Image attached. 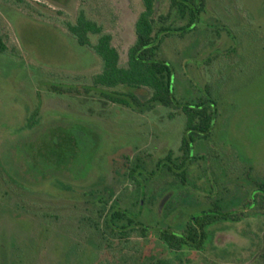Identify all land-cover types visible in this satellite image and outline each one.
I'll list each match as a JSON object with an SVG mask.
<instances>
[{"label":"rangeland","instance_id":"rangeland-1","mask_svg":"<svg viewBox=\"0 0 264 264\" xmlns=\"http://www.w3.org/2000/svg\"><path fill=\"white\" fill-rule=\"evenodd\" d=\"M155 6L156 17L170 12L169 0H155ZM80 9L111 35L125 67L134 22L143 10L140 0H0V38L6 46L0 54V165L25 187L17 192L38 214L14 209L18 197H3L7 189L0 182V264H10L14 243L28 242L43 225L48 240L41 242L38 257L95 264L103 251L95 252L86 240L77 247L73 226L86 198L82 193L97 187L112 189L120 207L140 212L151 229L146 239L131 236L135 250L123 257L136 259L134 264L148 256L176 257L172 264L217 262L211 235L221 248L226 237L242 247L240 252L231 247L229 262L254 264L249 243L257 247L264 236V218L245 209L261 198L264 185V0H205L194 28L172 33L156 53L172 72L177 100L215 104L208 139L193 145V155L203 159L190 164L182 183L156 166L169 152L181 155L183 114L159 105L139 112L110 103L103 90H90L101 61L65 29ZM167 24L178 28L184 22L170 17ZM90 40L94 44L97 37ZM114 91L141 101L150 97L145 89ZM134 162L144 168L134 179L123 177L124 167ZM208 208L234 211L237 218L244 214L233 224L212 226L198 255L168 256L157 232L179 233ZM43 215L51 217L46 221L55 215L61 220L50 226ZM119 256L116 264L132 263Z\"/></svg>","mask_w":264,"mask_h":264},{"label":"trees","instance_id":"trees-1","mask_svg":"<svg viewBox=\"0 0 264 264\" xmlns=\"http://www.w3.org/2000/svg\"><path fill=\"white\" fill-rule=\"evenodd\" d=\"M140 2L143 10L134 22L135 40L127 51L125 67L120 66L119 53L112 45L111 35L105 33L100 24L89 19L82 9L78 11L74 23H67L65 29L78 46L89 49L101 61V71L91 78L90 90H103L101 95L110 103L124 108L132 107L139 112L150 111L154 105L181 111L185 119L179 146L181 155L173 158L172 153L169 152L157 163L156 168H161L156 171L166 170L182 183L190 164L202 158L193 155L192 147L196 141L208 139L216 116L215 104L209 101L190 105L177 100L173 94L172 72L168 64L156 59V53L163 40L172 33L183 34L194 28L204 9L205 0H169L170 12L165 17L155 16V0H140ZM170 17H174L178 22H184L183 26L171 27L167 24ZM91 36L97 37L94 44L90 40ZM5 51L6 46L0 38V54ZM117 88L145 89L150 93V97L146 101H141L130 93L115 92ZM85 92L89 91L85 90ZM34 124L35 122L27 123V127H33ZM140 163L134 162L132 166L124 167L122 176L134 179L136 170L144 168ZM0 172V182L7 189L3 192V197L12 195L18 197L13 204L14 209L20 210L24 216L33 214L37 216L35 211L28 209L30 206L24 204L23 196L17 192L18 189L23 190L25 187L6 174L1 165ZM260 190L264 195V185H260ZM82 195L86 198L73 226V230L78 232V234L75 233L76 238L79 239L76 246L82 247V242L86 240L93 245L95 252L103 251V255L97 258L95 264H116V255H120L119 261L125 263L129 259L123 257L124 254L128 250H135L131 247L133 245L130 241L131 236L136 233L139 238L146 239L151 229L141 222L140 212L132 214L121 208L118 201L113 198L114 192L110 188L100 190L97 187ZM137 204L139 205V202ZM16 215L21 218L19 214ZM47 217L43 215L41 218L45 220L48 219ZM228 218L229 215L220 218L210 212L202 213L190 219L181 232L161 231L157 232L156 236L164 251L181 252L185 248L199 251L209 235V228ZM60 220L61 217L55 215L50 221L45 220V222L52 226L55 223L58 224ZM231 220L238 221V218L235 216V219ZM68 230V236H70L72 229L68 227ZM48 233V229L43 225L28 242L14 243L10 264H58L45 256L43 258L37 256L41 242L48 240L45 237ZM261 259L264 263V256ZM129 261L134 264L137 260ZM140 261L141 264L163 263L155 256L144 257Z\"/></svg>","mask_w":264,"mask_h":264},{"label":"flooded vegetation","instance_id":"flooded-vegetation-1","mask_svg":"<svg viewBox=\"0 0 264 264\" xmlns=\"http://www.w3.org/2000/svg\"><path fill=\"white\" fill-rule=\"evenodd\" d=\"M192 151H193V147H192ZM193 153V152H192ZM202 157V156H201ZM201 159H203V157L201 158ZM201 159H199V160H201ZM198 161V160H197ZM252 206V203L251 202H249V204H248V209H245V210H248V211H250V212H253L254 214H256L255 215V217H259V218H264V195H263V197H261L257 202L255 201V204H254V206L253 207H251ZM253 208H256V211H252L253 210ZM244 210V211H245ZM261 210H263V213H260V211ZM208 212H210V213H212V214H214L215 216H218V217H220V218H224L225 216H227V215H229V218L227 219V220H221V221H219V222H222V223H219V222H217V223H215V224H217V225H219V224H227V221H229V222H231L232 224L233 223H235L236 221H234V220H231V219H235V213H234V211H229V212H226L225 214H222V213H220V212H218L217 210H214V209H210V208H208L206 211H201L200 212V214L199 215H201L202 213H208ZM258 212H259V214H258ZM222 214V215H221ZM243 212L242 213H238V215H239V217L240 218H242V216H243ZM198 215V216H199ZM234 217V218H233ZM239 217H238V219H239ZM192 219H194V217L192 218ZM188 223V222H187ZM214 224V225H215ZM213 225V226H214ZM186 226V225H185ZM184 226V227H185ZM212 227V226H211ZM210 227V228H211ZM209 228V229H210ZM211 241H212V245H213V247H211V249L213 250V251H215V258H216V260H217V262H212V261H208V260H206V259H203V261L204 262H209L210 264H235V261L232 263V262H229V259H230V257H231V254H230V249H231V247L234 249V250H238L239 252L241 251V246H239V245H237V247L236 246H233L234 244V242L232 241V240H230V238L228 239V237H226V240H227V242H225L226 243V245L223 247V248H221V246H219V243H217V241L219 242V240H218V238L217 237H214V236H212L211 235ZM207 239V238H206ZM206 239H205V241H206ZM260 242H259V244L257 245V247L255 246L254 247V245H256V244H254V243H249V244H251L250 246H252V248L255 250V253H254V255H253V258H252V262L254 263V264H256V263H259V262H256L255 263V261L256 260H261V262H262V259H261V257H263L264 256V236H263V233H261V236H260ZM204 241V242H205ZM204 244V243H203ZM233 244V245H232ZM202 247H203V245L201 246V249H202ZM191 250V249H189V248H185L184 250H182L181 252H171V251H166L167 253V255L168 256H173V255H176V254H182L183 252L184 253H186L185 251H187L188 253H196L197 255L199 254V252L201 251H204V250ZM218 251H220V252H218ZM159 260H161V259H159ZM171 260L173 261V262H171ZM176 260H177V258L176 257H170V259H166V260H161V261H163V263L162 264H172V263H175L176 262ZM202 260V259H201ZM255 260V261H254ZM220 261H223V263H220ZM250 261V260H249ZM250 261V262H251ZM263 263V262H262ZM238 264H241L240 263V261H238ZM244 264H248V263H244ZM251 264V263H250Z\"/></svg>","mask_w":264,"mask_h":264}]
</instances>
